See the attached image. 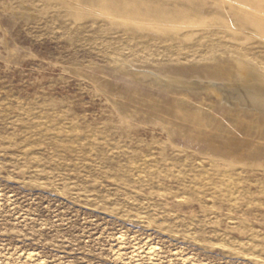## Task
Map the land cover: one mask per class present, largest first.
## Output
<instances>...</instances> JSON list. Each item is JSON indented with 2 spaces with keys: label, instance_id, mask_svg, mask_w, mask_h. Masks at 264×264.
Masks as SVG:
<instances>
[{
  "label": "rangeland",
  "instance_id": "obj_1",
  "mask_svg": "<svg viewBox=\"0 0 264 264\" xmlns=\"http://www.w3.org/2000/svg\"><path fill=\"white\" fill-rule=\"evenodd\" d=\"M240 64L264 0H0V264H264V113L196 86Z\"/></svg>",
  "mask_w": 264,
  "mask_h": 264
},
{
  "label": "bare ground",
  "instance_id": "obj_2",
  "mask_svg": "<svg viewBox=\"0 0 264 264\" xmlns=\"http://www.w3.org/2000/svg\"><path fill=\"white\" fill-rule=\"evenodd\" d=\"M220 73L221 76L226 79L220 77L217 79L207 77L204 78L205 81H199L198 84L195 81L196 86L208 91L209 95H214L221 103L224 102L227 104L230 102L233 103V105H241L244 106V108L247 107L248 109L264 113L263 76L256 74L253 70L243 64H240V71L237 73L236 77L226 73L223 69H220ZM232 78L234 79L233 81ZM153 79L157 84L163 86L164 89L171 87H186V89L196 87L195 84L176 76L167 75L159 77L156 75ZM233 85H237V88L227 89V87L231 88Z\"/></svg>",
  "mask_w": 264,
  "mask_h": 264
}]
</instances>
